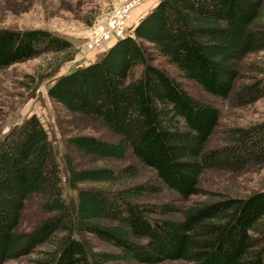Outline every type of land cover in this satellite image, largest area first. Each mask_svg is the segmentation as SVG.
I'll list each match as a JSON object with an SVG mask.
<instances>
[{
  "label": "trees",
  "instance_id": "obj_1",
  "mask_svg": "<svg viewBox=\"0 0 264 264\" xmlns=\"http://www.w3.org/2000/svg\"><path fill=\"white\" fill-rule=\"evenodd\" d=\"M70 48L46 30L0 28V70ZM151 49L207 93L253 104L264 97V68L250 66L254 76L241 83L239 64L264 52V0H159L132 36L59 76L49 98L119 137L111 143L78 136L67 144L99 159L130 152L158 185L131 182L134 166L76 169L67 154L61 170L47 131L30 116L0 140V264L41 246L35 264H264V191L246 198L207 193L211 199L184 210L145 200L163 188L182 200L203 195L207 170L264 166V120L228 129L222 144L209 148L219 111L151 65ZM62 175L75 199L64 197ZM87 182L95 186H79ZM33 198L45 217L18 231ZM88 235L117 252L95 251Z\"/></svg>",
  "mask_w": 264,
  "mask_h": 264
},
{
  "label": "rangeland",
  "instance_id": "obj_2",
  "mask_svg": "<svg viewBox=\"0 0 264 264\" xmlns=\"http://www.w3.org/2000/svg\"><path fill=\"white\" fill-rule=\"evenodd\" d=\"M132 1L135 0H0V28L42 29L62 37L71 44L67 52L46 53L0 70V140L14 126L30 116H36L48 133L61 170L64 171L63 157L67 154L76 169L94 167L121 169L134 166L138 169V176L131 182L158 185L154 172L139 165L130 152L122 160L99 159L82 155L69 146L67 140L72 137L90 136L111 143H116L119 137L94 121L66 112L61 105L49 98L47 91L59 76L75 67L95 62L119 40L114 38L111 24ZM158 2L159 0H139L128 12L122 38L132 36L139 21ZM102 35L108 36V39L103 40ZM97 41L101 42V46L95 44ZM151 65L179 82L191 97L209 103L219 111V122L210 138L209 148L221 145L224 133L228 129L247 127L264 120V97L247 106L236 105L232 97L226 100L215 97L204 91L195 81L183 78L174 65L169 64L153 49ZM250 66L264 68V52L249 54L240 62L241 83L254 76L255 73L249 70ZM64 177L62 175L64 197L75 199L76 193L65 188ZM129 183L127 181V184ZM79 186L90 187L95 184L87 182ZM199 187L205 193L186 200H182L166 188L156 195L147 196L145 200L153 204L169 203L184 210L211 199L209 193L246 198L264 191V166L251 167L241 173L207 170L200 177ZM44 217L45 214L41 211L36 198L27 201L18 231H29ZM86 238L95 251L117 252L116 248L93 235ZM44 250L46 246L38 247L33 254L7 261L5 264H35L34 260L39 258V252ZM159 264L185 263L177 260Z\"/></svg>",
  "mask_w": 264,
  "mask_h": 264
},
{
  "label": "built area",
  "instance_id": "obj_3",
  "mask_svg": "<svg viewBox=\"0 0 264 264\" xmlns=\"http://www.w3.org/2000/svg\"><path fill=\"white\" fill-rule=\"evenodd\" d=\"M139 0H135L132 1V3H130L128 6H126L120 13V16H117L114 21L111 24V32H113L114 34V38L116 37L117 39H121L122 37H124L123 32H124V26H125V21L128 17V12L131 10V8H133L135 6V4L138 2ZM106 35V34H103ZM102 35V39L106 40L108 39V36H103ZM97 46H101V42L97 41L95 43Z\"/></svg>",
  "mask_w": 264,
  "mask_h": 264
},
{
  "label": "crops",
  "instance_id": "obj_4",
  "mask_svg": "<svg viewBox=\"0 0 264 264\" xmlns=\"http://www.w3.org/2000/svg\"><path fill=\"white\" fill-rule=\"evenodd\" d=\"M148 12H150V11H148ZM148 12H147V13H148Z\"/></svg>",
  "mask_w": 264,
  "mask_h": 264
}]
</instances>
